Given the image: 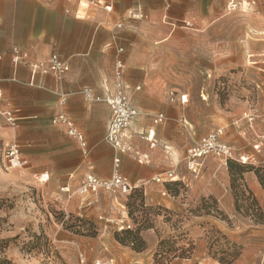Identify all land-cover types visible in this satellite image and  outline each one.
I'll use <instances>...</instances> for the list:
<instances>
[{"label":"crops","instance_id":"1","mask_svg":"<svg viewBox=\"0 0 264 264\" xmlns=\"http://www.w3.org/2000/svg\"><path fill=\"white\" fill-rule=\"evenodd\" d=\"M102 1L112 6L111 12L86 5L81 8L74 0H0V114L10 111L14 119L10 127L0 118L1 140L11 142L23 132H32L35 136L31 144L38 159L48 163L49 185L63 181L64 187L75 190L85 175L111 178L114 152L104 141L110 118V108L104 100L114 89L113 68L120 56L125 69L123 83L128 87L131 104L139 112L132 130L138 134L151 130L156 142L150 149L149 143L136 135L134 146L147 154L149 161L140 164L121 155L120 174L134 188L143 190L148 206L168 211L210 196L217 199L220 208L232 212L227 165L207 157L200 175L194 177L184 163L186 149L212 131L214 125L213 108L197 100L195 87L190 84L195 74L181 73L198 54L208 61V39L190 21L199 20L200 26L205 27L212 15L202 9L201 0ZM138 12L145 16L143 20L134 17ZM183 22L190 23L192 28L184 27ZM119 23L123 26L116 28ZM118 48L122 55L116 52ZM13 49L21 56L19 65L11 61ZM54 54L68 63L69 72L59 80L52 75H40L32 81L28 64L47 60ZM88 89L91 96L101 101H85L84 91ZM171 91L177 93L173 102L168 101ZM245 111L246 105H239L225 120L231 124L232 137L250 146L251 141L256 142L250 138L258 132L260 117L249 124L241 118ZM58 113H64L82 133L87 144L86 156L63 126L51 124ZM157 114L164 116L160 125L152 122ZM244 131L250 140L240 136ZM253 150L256 153H248L246 163L256 166L255 157L260 152L256 145ZM167 171L174 172L173 181H155ZM243 177L247 190L264 207V191L255 173L248 171ZM186 182L185 201L166 192L169 184ZM99 195L100 206L110 199L105 193ZM202 220L193 218L182 224L195 246L202 237L198 226ZM158 226L166 232L165 227ZM140 235L146 250L132 253L124 248L128 251L125 263L134 254L142 264L149 263L147 256L157 243L156 230L150 228ZM113 259L120 262L117 256Z\"/></svg>","mask_w":264,"mask_h":264},{"label":"rangeland","instance_id":"2","mask_svg":"<svg viewBox=\"0 0 264 264\" xmlns=\"http://www.w3.org/2000/svg\"><path fill=\"white\" fill-rule=\"evenodd\" d=\"M228 1L237 3L233 11L228 9ZM201 2L202 9L212 15L210 22L205 27L199 20L190 22L207 37L209 59L194 56L181 73L195 74L190 84L195 87L197 100L213 108V130L223 128V138L233 156L225 164L227 172L229 163L252 166L246 157L256 153V145L260 153L252 167L261 168L264 174V0ZM80 6L84 8L85 3ZM242 104L246 111L241 118L247 123L254 124L260 117L258 132L250 138L256 142L251 141L250 146L232 137L231 124L225 120ZM0 118L5 126L13 127L1 114ZM34 136L27 131L11 142L0 138V264H79L80 255L84 264L98 260L117 264L115 256L118 264H142L135 254L125 263L128 251L124 248L144 253L140 234L150 228L156 230L157 243L147 256L148 264H264V207L247 190L244 177L234 175L236 181L232 183L228 172V194L233 199L229 213L210 196L166 211L148 206L143 190L134 187L129 194L99 192L92 206L83 207L76 195L78 187L66 194L61 192L63 181L49 185L48 163L38 159L31 144ZM240 136L249 139L245 131ZM13 145L17 154L10 151ZM15 157L17 166L11 161ZM113 171L112 163L111 175ZM167 187L171 196L187 199L188 182ZM100 193L109 195L107 204L100 206ZM193 218L204 219L198 224L203 233L197 246L182 226Z\"/></svg>","mask_w":264,"mask_h":264},{"label":"built area","instance_id":"3","mask_svg":"<svg viewBox=\"0 0 264 264\" xmlns=\"http://www.w3.org/2000/svg\"><path fill=\"white\" fill-rule=\"evenodd\" d=\"M79 4L85 3L88 8L100 9L105 13L112 11V6L107 5L102 0H76ZM228 9L233 11L237 7V3L229 1ZM138 20H143L145 18L140 12L134 16ZM122 23L116 25V28H121ZM183 26L186 28H192V25L187 22H183ZM119 55L123 54L122 49L118 48L117 51ZM12 63L14 65H19L21 62V56L18 54L16 49L12 51ZM28 70L30 72L31 80L40 75H52L56 80L61 79L65 74L69 72L68 63L61 59L58 54L52 55L47 60H39V62H34L28 64ZM114 89L108 98L104 100L106 105L110 108V118L108 121V126L106 130V135L104 141L109 145V147L114 152L113 156V174L109 179H103L99 177H94L90 174L85 175L80 181L78 188L76 190V195H79L80 204L83 207H90L95 203L96 196L99 192H109L114 194L115 192H120L122 194H129L133 186L129 185L126 179L119 174V167L121 163L120 156L127 155L130 158H134L140 164H145L149 161L148 155L141 153L134 146V137L139 135L142 140L149 143V148L153 149L156 145L155 140H153L154 132L148 130L147 133H137L132 130V125L139 117L138 110L131 104L128 87L123 83L124 75V62L119 56L114 63ZM31 85V84H30ZM177 93L171 91L168 93V101L173 102ZM85 101L87 102H99V98L91 96V90L84 91ZM1 98V92H0ZM63 102V101H62ZM63 104V103H62ZM1 116L6 118L10 125L14 124V119L10 111H4ZM164 121L163 114H157L152 117V122L154 125H160ZM51 124L54 126H63L66 130L68 137L78 142L82 153L86 156L87 144L84 141L82 133L75 128L74 124L69 120V118L64 113H58L51 119ZM223 129L218 128L205 135H203L197 143H193L185 151V168L189 174L197 177L200 175L202 168L204 167L205 160L207 157H213L219 162L226 164L228 161L233 159L232 150L230 146L224 142ZM167 149V148H166ZM165 149V150H166ZM11 153L17 154V146L13 145L10 147ZM16 158V157H15ZM242 159V158H241ZM17 160V159H16ZM242 161H245L242 159ZM176 178L173 171H167L165 176L162 178H157L156 182H171ZM61 192L70 194L71 191L68 186L62 187ZM127 229L129 227L127 226ZM79 264H84V258L82 255L79 256ZM92 264H113L109 260H98Z\"/></svg>","mask_w":264,"mask_h":264},{"label":"trees","instance_id":"4","mask_svg":"<svg viewBox=\"0 0 264 264\" xmlns=\"http://www.w3.org/2000/svg\"><path fill=\"white\" fill-rule=\"evenodd\" d=\"M228 167H229L228 172L232 176V183L236 181L233 179L234 175H236V176L239 175L240 179H243V174L245 172L252 171L257 176L258 181H259L262 189H264V174L261 173V170H262L261 168L255 169L252 166H236V165L231 164V163H229ZM167 188L168 187H166V189ZM261 222L264 223V219H262Z\"/></svg>","mask_w":264,"mask_h":264},{"label":"bare ground","instance_id":"5","mask_svg":"<svg viewBox=\"0 0 264 264\" xmlns=\"http://www.w3.org/2000/svg\"><path fill=\"white\" fill-rule=\"evenodd\" d=\"M17 158L11 160L16 166L18 165L17 161H16Z\"/></svg>","mask_w":264,"mask_h":264}]
</instances>
